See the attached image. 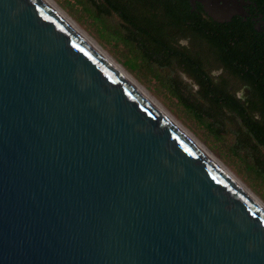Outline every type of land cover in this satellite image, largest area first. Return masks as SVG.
Masks as SVG:
<instances>
[{
	"label": "water",
	"instance_id": "water-1",
	"mask_svg": "<svg viewBox=\"0 0 264 264\" xmlns=\"http://www.w3.org/2000/svg\"><path fill=\"white\" fill-rule=\"evenodd\" d=\"M0 264H264V209L49 3L0 0Z\"/></svg>",
	"mask_w": 264,
	"mask_h": 264
},
{
	"label": "flooded vegetation",
	"instance_id": "flooded-vegetation-1",
	"mask_svg": "<svg viewBox=\"0 0 264 264\" xmlns=\"http://www.w3.org/2000/svg\"><path fill=\"white\" fill-rule=\"evenodd\" d=\"M229 10L222 23L212 20L203 2ZM180 27H158V71L170 80L183 108L218 112L234 120L252 157L264 162V57L247 49L264 34V15L254 0H168ZM160 12L164 10L158 2ZM234 30L242 32L235 38ZM181 41H186L182 44ZM250 139V140H249ZM241 150V154H246Z\"/></svg>",
	"mask_w": 264,
	"mask_h": 264
},
{
	"label": "trees",
	"instance_id": "trees-1",
	"mask_svg": "<svg viewBox=\"0 0 264 264\" xmlns=\"http://www.w3.org/2000/svg\"><path fill=\"white\" fill-rule=\"evenodd\" d=\"M81 4L83 10L101 26L103 34L113 39L126 51L127 62L131 67H137L148 72V75L159 81L160 85L171 96L180 101L183 98L170 85L167 77L158 71V27H180L177 17L169 12L171 8L168 0H74ZM259 13L264 15V0H254ZM158 2L164 10L160 12ZM235 38H240L242 32L234 30ZM252 40L257 44L248 47L246 55L252 58L264 57V34H255ZM124 66L129 67L124 63ZM186 113L196 118L200 124L215 134H229L233 136L231 151L237 155L241 150L246 151L242 156L246 165L255 175L264 181V162L259 157H252L244 143L238 136L237 124L232 120L224 124L218 112L187 109ZM250 140V139H249Z\"/></svg>",
	"mask_w": 264,
	"mask_h": 264
},
{
	"label": "rangeland",
	"instance_id": "rangeland-1",
	"mask_svg": "<svg viewBox=\"0 0 264 264\" xmlns=\"http://www.w3.org/2000/svg\"><path fill=\"white\" fill-rule=\"evenodd\" d=\"M75 24L96 41L117 63L159 102L183 127H185L198 141H200L221 163L235 175L254 195L264 203V181L258 178L246 165L243 154H235L230 149L233 136L222 133L215 134L210 129L200 124L186 109L178 103L177 98L171 96L148 72L131 67L127 62L128 55L125 49L108 39L96 23L83 10L81 4L74 0H52ZM124 63L129 67L124 66Z\"/></svg>",
	"mask_w": 264,
	"mask_h": 264
},
{
	"label": "bare ground",
	"instance_id": "bare-ground-1",
	"mask_svg": "<svg viewBox=\"0 0 264 264\" xmlns=\"http://www.w3.org/2000/svg\"><path fill=\"white\" fill-rule=\"evenodd\" d=\"M49 3L70 25H72L94 48H96L117 70H119L140 92H142L163 114H165L184 134H186L209 158H211L238 186H240L262 209L264 203L254 195L235 175H233L200 141H198L185 127H183L159 102L117 63L99 44L88 34L81 30L52 0Z\"/></svg>",
	"mask_w": 264,
	"mask_h": 264
},
{
	"label": "clouds",
	"instance_id": "clouds-1",
	"mask_svg": "<svg viewBox=\"0 0 264 264\" xmlns=\"http://www.w3.org/2000/svg\"><path fill=\"white\" fill-rule=\"evenodd\" d=\"M182 44H186V41H181Z\"/></svg>",
	"mask_w": 264,
	"mask_h": 264
}]
</instances>
